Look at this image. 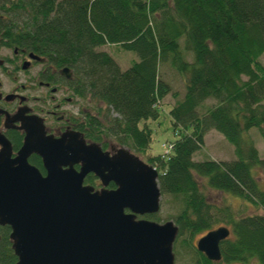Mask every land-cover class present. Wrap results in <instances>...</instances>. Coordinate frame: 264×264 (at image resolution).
Returning <instances> with one entry per match:
<instances>
[{"label":"trees","instance_id":"1","mask_svg":"<svg viewBox=\"0 0 264 264\" xmlns=\"http://www.w3.org/2000/svg\"><path fill=\"white\" fill-rule=\"evenodd\" d=\"M0 31L14 46L74 69L77 94L93 100V138L145 155L159 172L164 200L176 204L172 219L181 246L191 247L188 234L230 229L219 262L194 247L190 264H264V158L245 137L251 128L264 137V0H0ZM105 44L138 59L123 70L97 50ZM163 65L184 84L169 110L179 137L165 144L168 153L151 154L147 121L158 119L167 94L178 97L161 77ZM209 98L215 102L205 106ZM209 130L233 146V159L193 158ZM29 161L45 173L39 157ZM94 180L89 174L85 183ZM206 187L251 202L261 213L235 215L211 202ZM9 229L0 230L2 241L8 242Z\"/></svg>","mask_w":264,"mask_h":264},{"label":"water","instance_id":"2","mask_svg":"<svg viewBox=\"0 0 264 264\" xmlns=\"http://www.w3.org/2000/svg\"><path fill=\"white\" fill-rule=\"evenodd\" d=\"M23 127L15 156L0 138V225L10 228L16 264H175V222L137 218L160 210L154 167L127 147L111 153L79 133L48 136L39 121ZM32 154L44 174L29 162ZM90 173L100 188L85 183ZM229 235L225 226L212 229L197 249L217 262Z\"/></svg>","mask_w":264,"mask_h":264},{"label":"flooded vegetation","instance_id":"3","mask_svg":"<svg viewBox=\"0 0 264 264\" xmlns=\"http://www.w3.org/2000/svg\"><path fill=\"white\" fill-rule=\"evenodd\" d=\"M9 36V33L0 31V138L5 137L11 143L12 156L23 143V126L36 125L38 121L48 136L59 138L68 132L79 133L85 144L97 143L103 150L113 153L118 144L106 140L107 145L103 146L93 138L96 135L92 123L93 100L89 95L77 94L74 69L57 66L48 56L29 47L14 46ZM13 139L18 144L15 145ZM74 167L79 169L78 164ZM111 184L107 187L114 188ZM91 185L95 189L101 187L97 177ZM5 226L0 225V230ZM7 235L8 242L2 241L4 233L0 231V247L3 249L0 264H16L18 257L12 248L10 229ZM186 236L189 238L187 242L196 247L194 235Z\"/></svg>","mask_w":264,"mask_h":264},{"label":"rangeland","instance_id":"4","mask_svg":"<svg viewBox=\"0 0 264 264\" xmlns=\"http://www.w3.org/2000/svg\"><path fill=\"white\" fill-rule=\"evenodd\" d=\"M97 50L109 53L123 70L126 69L133 60L138 59L137 55L133 51L123 49L119 45L105 44L99 47ZM186 55H188L187 58L191 61V55ZM260 61L264 66V54L260 57ZM160 73L161 77L171 86L172 92L178 93V97L173 96L171 93L167 94L160 102L158 119L147 121V124L152 129V140L149 150V153L151 154L165 153L167 147L164 145L173 142L179 137V129H174L169 117V110L172 105L175 104L176 100L180 99L184 94V84L181 78L176 72L172 70V68H170L168 65H163L160 69ZM214 102L215 100L213 98H209L205 101V106H210L211 104L213 105ZM245 137L252 140L258 150L259 156L264 158V137L258 132V129L251 128L247 133H245ZM204 138V147L194 154L193 158L195 160H201L205 158L224 160L233 159L235 157L233 153V146L219 132L215 130H209L205 133ZM107 141L110 140L107 139ZM138 156L144 161L147 160L145 155L138 154ZM204 193L211 202L216 203L219 205V207L224 205L230 206L235 215L237 214L239 216H243L254 214L256 212L261 213L260 209H258L253 203L247 202L242 198L232 194L221 192L209 187L204 188ZM164 199L165 196L161 195V207L159 212L151 216L152 218H149L147 215L144 217L155 221V218H159L158 222H164L166 220L172 219V216L176 213V204L170 198H167V201ZM204 233L205 231L196 233L193 237L196 240ZM184 237L187 238V236ZM180 239L181 238H178L175 244V264H190L196 249L191 243H189L191 247L187 246L185 248L184 246H181Z\"/></svg>","mask_w":264,"mask_h":264},{"label":"built area","instance_id":"5","mask_svg":"<svg viewBox=\"0 0 264 264\" xmlns=\"http://www.w3.org/2000/svg\"><path fill=\"white\" fill-rule=\"evenodd\" d=\"M170 148V147H169Z\"/></svg>","mask_w":264,"mask_h":264}]
</instances>
